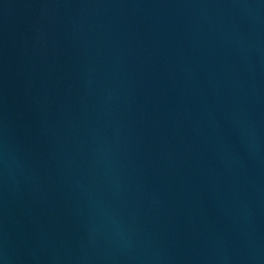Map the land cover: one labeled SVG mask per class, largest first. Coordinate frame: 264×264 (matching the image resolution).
<instances>
[{"label": "water", "instance_id": "1", "mask_svg": "<svg viewBox=\"0 0 264 264\" xmlns=\"http://www.w3.org/2000/svg\"><path fill=\"white\" fill-rule=\"evenodd\" d=\"M0 264H264V0H0Z\"/></svg>", "mask_w": 264, "mask_h": 264}]
</instances>
